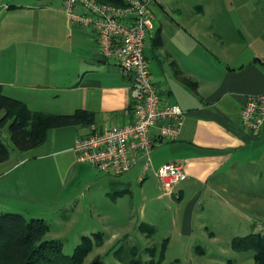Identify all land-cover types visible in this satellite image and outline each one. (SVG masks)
<instances>
[{"label": "crops", "instance_id": "obj_1", "mask_svg": "<svg viewBox=\"0 0 264 264\" xmlns=\"http://www.w3.org/2000/svg\"><path fill=\"white\" fill-rule=\"evenodd\" d=\"M63 5L64 0H0L4 94L34 112L87 110L96 115L91 126L50 130L44 144L27 152L13 146L10 158L0 163V197H14L17 212L24 216L37 214L31 200L47 196L40 179L51 171L57 179L59 175L66 208L70 207V183L87 169L98 170L77 161L73 150L77 140L93 128L134 120L132 77L115 59L101 54L95 29L74 22ZM151 7L156 30L145 55L163 102L179 105L185 122L176 140L156 139L152 167L143 180V161L122 176L143 184L151 177L158 181L155 170L162 164L183 165L186 178L172 194L161 188L159 196L170 203L176 200L181 207L172 236L166 238L168 247L198 236L216 239L210 228L213 220H203V211H233L235 222L252 221L256 232L250 234L263 235L261 210H256L262 206L261 195L252 199L250 193L252 185L264 188V124L260 131L250 132L240 117L247 97L264 93V0H159ZM183 78L196 87L186 85ZM110 181L120 190L115 195L127 191L126 180ZM6 209L14 207L0 203V213ZM252 209L258 218L250 220ZM38 213L43 215L38 218L46 217ZM194 249L206 252L199 245Z\"/></svg>", "mask_w": 264, "mask_h": 264}, {"label": "rangeland", "instance_id": "obj_2", "mask_svg": "<svg viewBox=\"0 0 264 264\" xmlns=\"http://www.w3.org/2000/svg\"><path fill=\"white\" fill-rule=\"evenodd\" d=\"M186 1L195 3L198 0ZM3 113H0V118ZM4 129H0V138L11 153L13 145L9 133L6 135ZM87 170V174L81 179L70 183V193L67 196L70 198V207L67 208L59 183V175L57 179L54 171L44 174L40 181L47 196L41 201L39 197H37L39 200H31L34 204L33 211L37 214L26 215V218H38V216H43L38 212H43L46 217L41 218H44L52 228V233L48 234L46 239L62 242L64 253L70 258L80 244L82 236H88L95 242L97 233H102L103 244L95 247L84 264H120L114 252L121 247L125 250L126 247L131 246H138L141 250L140 257L144 261L149 260L150 255L145 252V249L153 248L155 245L159 246L164 239L172 236V228L181 211L177 201L173 200L170 203L167 198H159L162 193L161 186L154 177L141 184L132 176L111 178L94 168ZM114 178L128 182L126 186L128 189L125 193L115 195V192H120V190L110 181ZM21 189H24V186ZM252 189L254 190L250 193L252 199H259L258 195H261L262 206L256 210H261V214L258 215H260L261 227L264 230V188L262 184L261 186L257 184L252 185ZM255 192L260 194H255ZM245 196L248 197V195ZM0 203L6 207H14L10 211L6 209L0 213V216L5 213H19L17 212L19 209L14 206V197H0ZM254 211L252 209L248 212L250 220L256 217ZM234 214L235 212L224 211V209L210 214L208 211H203L201 213L203 220L207 217L213 220L210 228L215 232L216 239L203 240L198 236L190 241H173L164 253L162 264H256L252 251L237 252L231 248L234 237L256 232L252 221L246 219L242 223L235 222L234 218L238 219ZM142 224L156 229L151 239L140 230ZM261 233L264 235V231ZM98 237L101 235L99 234ZM173 238L176 239L175 234ZM196 245L206 248V252H197L194 249Z\"/></svg>", "mask_w": 264, "mask_h": 264}, {"label": "built area", "instance_id": "obj_3", "mask_svg": "<svg viewBox=\"0 0 264 264\" xmlns=\"http://www.w3.org/2000/svg\"><path fill=\"white\" fill-rule=\"evenodd\" d=\"M158 1L125 0V6L117 7L97 0H64V12L81 27L94 28L101 54L115 59L122 72L133 79L134 120L93 128L73 147L79 163L92 165L103 174L122 176L143 161L140 181L143 180L152 167L156 139L174 141L184 126V110L163 102L145 55V47L156 30L151 3ZM240 121L248 131H260L264 124V93L247 97ZM155 175L168 194L186 178L183 165L176 162L160 165Z\"/></svg>", "mask_w": 264, "mask_h": 264}, {"label": "trees", "instance_id": "obj_4", "mask_svg": "<svg viewBox=\"0 0 264 264\" xmlns=\"http://www.w3.org/2000/svg\"><path fill=\"white\" fill-rule=\"evenodd\" d=\"M99 3L117 7L125 6V0H97ZM183 82L191 88L196 83L183 78ZM0 129H8L10 141L20 152H27L42 144L53 129L70 126H91L96 122L95 113L77 110L72 114H52L31 111L27 105L4 94L0 85ZM10 158V151L0 138V163ZM140 230L151 239L156 232L152 226L141 225ZM51 231L50 225L41 218L28 219L20 213H5L0 216V264H84L86 258L96 246L103 244L104 236L97 233L95 242L88 236H82L80 244L75 248L72 258L64 253L63 244L57 240H47ZM101 237H98V235ZM169 244L164 239L161 245L147 247L145 252L150 259L144 261L140 257L138 246L122 247L114 252L120 264H162ZM231 248L237 252L252 251L256 264H264V236L250 234L236 237Z\"/></svg>", "mask_w": 264, "mask_h": 264}]
</instances>
